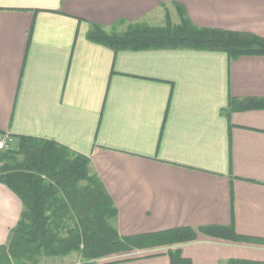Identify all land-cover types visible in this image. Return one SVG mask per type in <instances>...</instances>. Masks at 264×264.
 <instances>
[{
	"label": "crops",
	"instance_id": "obj_1",
	"mask_svg": "<svg viewBox=\"0 0 264 264\" xmlns=\"http://www.w3.org/2000/svg\"><path fill=\"white\" fill-rule=\"evenodd\" d=\"M174 4L198 27L264 38V0H0V135L87 156L123 237L233 226L264 242V110L229 106L264 99V56L115 52L89 39L94 25L163 26L164 7L178 22ZM23 210L0 183V247ZM175 247L193 264L264 262L263 244L200 233ZM166 253L96 264H170Z\"/></svg>",
	"mask_w": 264,
	"mask_h": 264
},
{
	"label": "trees",
	"instance_id": "obj_2",
	"mask_svg": "<svg viewBox=\"0 0 264 264\" xmlns=\"http://www.w3.org/2000/svg\"><path fill=\"white\" fill-rule=\"evenodd\" d=\"M178 22L165 8L163 26L121 22L109 30L93 26L92 42L120 51L191 50L220 52L230 60L264 56V38L252 33L196 26L182 5L174 4ZM232 110H264V99H247ZM0 183L23 203L24 210L6 245L0 264H42L43 260L77 255L80 264H96L135 250L168 247L170 264H193L177 245L197 241L198 234L235 243L264 245L230 227L179 228L162 233L123 237L117 229L118 210L91 160L56 142L20 137L0 152ZM220 264H264L231 259Z\"/></svg>",
	"mask_w": 264,
	"mask_h": 264
},
{
	"label": "rangeland",
	"instance_id": "obj_3",
	"mask_svg": "<svg viewBox=\"0 0 264 264\" xmlns=\"http://www.w3.org/2000/svg\"><path fill=\"white\" fill-rule=\"evenodd\" d=\"M166 13V12H165ZM165 19H166V14H165ZM164 19V20H165ZM156 26H160L156 24ZM157 249V248H156ZM169 248L168 247H163V249H157L154 251H142L141 250H135L133 253H131V257H139V256H144V255H157V254H162V252H167ZM71 258H63V257H57V258H52L49 259L48 262L44 264H80V259L77 255H75L71 260ZM69 260V261H68Z\"/></svg>",
	"mask_w": 264,
	"mask_h": 264
},
{
	"label": "built area",
	"instance_id": "obj_4",
	"mask_svg": "<svg viewBox=\"0 0 264 264\" xmlns=\"http://www.w3.org/2000/svg\"><path fill=\"white\" fill-rule=\"evenodd\" d=\"M15 145V139L9 135H0V152L9 150Z\"/></svg>",
	"mask_w": 264,
	"mask_h": 264
}]
</instances>
